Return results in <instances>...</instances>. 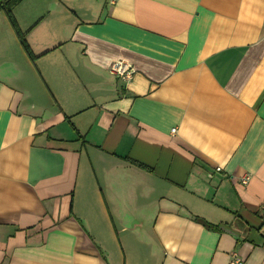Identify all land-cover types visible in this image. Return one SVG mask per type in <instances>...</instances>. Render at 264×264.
I'll return each instance as SVG.
<instances>
[{
	"label": "crops",
	"instance_id": "0c3cea01",
	"mask_svg": "<svg viewBox=\"0 0 264 264\" xmlns=\"http://www.w3.org/2000/svg\"><path fill=\"white\" fill-rule=\"evenodd\" d=\"M12 12L32 58L0 12V264H264V0Z\"/></svg>",
	"mask_w": 264,
	"mask_h": 264
},
{
	"label": "trees",
	"instance_id": "16d2710c",
	"mask_svg": "<svg viewBox=\"0 0 264 264\" xmlns=\"http://www.w3.org/2000/svg\"><path fill=\"white\" fill-rule=\"evenodd\" d=\"M21 0H0V12H3L9 21L17 39L19 40L21 46L23 47L24 51L30 56V51L24 39V35L20 32L19 27L15 21L13 16V8L20 2ZM32 58V56H30ZM142 167V164H139Z\"/></svg>",
	"mask_w": 264,
	"mask_h": 264
},
{
	"label": "built area",
	"instance_id": "2783aa9c",
	"mask_svg": "<svg viewBox=\"0 0 264 264\" xmlns=\"http://www.w3.org/2000/svg\"><path fill=\"white\" fill-rule=\"evenodd\" d=\"M108 69L112 74L126 81L131 79V76L133 73L131 66H128L125 62L120 61V60L115 61L112 64H110ZM240 181L241 183L246 184L248 181V177L243 176ZM229 264H245V263L240 258L232 256L231 260L229 261Z\"/></svg>",
	"mask_w": 264,
	"mask_h": 264
}]
</instances>
